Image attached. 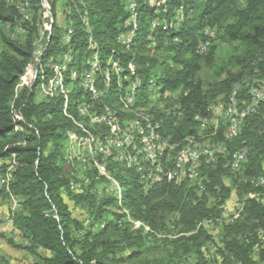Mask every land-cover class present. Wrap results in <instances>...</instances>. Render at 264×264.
Listing matches in <instances>:
<instances>
[{
  "label": "trees",
  "instance_id": "obj_1",
  "mask_svg": "<svg viewBox=\"0 0 264 264\" xmlns=\"http://www.w3.org/2000/svg\"><path fill=\"white\" fill-rule=\"evenodd\" d=\"M59 1L64 4L63 16L67 22L61 36L56 13ZM135 1L138 3L140 21L138 34L130 48L126 49L119 37L122 31H131V27H125L129 16L125 3L120 0H30L32 23L25 22L24 39L14 35L21 20L17 4L0 0V161L6 162L3 165L5 173L8 167L14 168L8 172L10 179L0 189V195L22 200L13 217L15 230L22 233L29 249L48 252V255L38 257L29 264H120L118 255L126 247L124 242L127 236L118 229V221L123 215L116 212L113 216L117 222L106 225L96 233L89 232L83 241H79L72 230L73 226L79 228V222L73 218L65 196L75 204L88 202L91 189L98 182L91 181L82 192L74 190L72 176L65 171L66 140L68 142L69 136L79 137L80 140L87 138L84 128L94 131L92 117H84L79 110L81 100L90 99V94L87 96V91L81 86L83 72L96 65L99 67L100 87L109 83L117 85V75L112 71L110 73V70L112 65L118 64L143 81V91L153 80L150 68L146 70L144 65L149 60L150 67L157 68L161 63L165 70L159 81H155L166 92H175L181 87L180 98L173 95L169 100L173 103L170 109H175L181 115L173 116V111L169 116L163 115L162 124V116L155 118V121H159L160 135L169 137L178 149L186 144L189 136L197 134L196 126L201 127L202 120L209 121L208 108L214 99L221 95L228 96L237 82L255 70L264 78V0H160L155 16L153 11L157 0ZM84 2L89 4L88 8L84 7ZM44 6L51 11L54 19L51 39L41 57L35 78L37 83L18 90L20 78L34 62L39 11ZM180 9L185 14L184 22L169 28V20L175 18ZM71 20L73 22L68 25ZM211 27H214V36L209 39L211 44L208 51L197 54L195 51L200 42L208 38L206 30L205 33L203 30L207 28L212 31ZM154 33L157 39L155 53L158 56L145 52L148 39L155 37ZM64 35H68L69 40H65ZM177 36L180 41L175 43L173 38ZM225 43L231 44L232 49L220 62H216L217 48ZM66 54L72 57L66 83L72 85L73 91L64 113L66 100L62 96L43 100L36 98L40 85L53 75L48 64L61 61ZM54 57L56 61H53ZM109 57L112 58V65ZM203 69L209 70L213 81L203 79L200 75ZM73 71H77L76 76ZM106 73L110 74L106 76ZM101 102H105V99L96 104L98 113L104 108ZM225 131L226 126L223 132L227 148L224 160L227 162L239 147L246 145L242 147L249 150L247 164L242 166L244 176L260 178L264 172V103L257 113L247 116L240 135L227 140ZM184 133L189 136L180 141ZM204 137L210 139L205 133ZM106 167L104 175L109 177L111 172L120 182L122 193L125 191L124 204L133 218L155 230L165 225L168 215L177 216L176 227L180 233L187 235L165 242L164 245H170L173 250L171 255L179 251H193L198 257L197 264H210L203 246L211 237L199 225L215 210L208 204L207 189L215 193V187L220 186L223 197L229 195L230 189L222 180L230 173L228 167L220 163L213 170L210 167L201 171V176L210 175L212 179L208 186L203 183L202 193L188 188L184 184L188 182H183L182 176L167 182L162 175L146 190L137 172L127 169L121 162H109ZM164 171H167L166 166ZM117 202V198H112L105 200L103 205L111 207ZM248 203L247 222L229 231L237 233L241 229L243 236L226 238L224 250L227 258L230 260V257H234L237 264H264V239L256 237L255 233L245 234L247 229H264V202L253 198ZM100 211L103 212L102 209ZM96 217H101V213ZM138 241L142 240L138 238L127 245L132 246ZM143 245L144 242L139 243L140 247ZM140 253L132 251L129 258L137 259ZM163 261L156 264H167ZM0 264L10 263L0 258Z\"/></svg>",
  "mask_w": 264,
  "mask_h": 264
},
{
  "label": "rangeland",
  "instance_id": "obj_2",
  "mask_svg": "<svg viewBox=\"0 0 264 264\" xmlns=\"http://www.w3.org/2000/svg\"><path fill=\"white\" fill-rule=\"evenodd\" d=\"M84 7L88 8L89 4L87 2H84ZM64 10H65L64 4L61 1H59L57 4L56 13L58 20L57 25H59L61 29V31L59 30L58 32L60 36L64 33L65 27L67 25V22L65 21V18L63 16ZM80 12L82 11H79V13ZM49 19L50 18L46 20L45 22L46 25H48L47 22H50ZM71 22L73 21L72 20L69 21L68 25H70ZM41 23L42 22L38 23L36 41H38L39 32L41 31ZM206 29L203 30L204 33ZM21 33L22 32H18L16 28V33H14V35H16L18 38L22 35ZM153 35H155V33ZM47 37L48 36H45L44 38L45 44L47 41ZM135 44L136 43L134 42L133 45ZM156 45H157V39L155 35V37L153 36L152 39H148V43L146 44L147 49H145V52L150 56H158V54L155 53ZM230 49H232L231 44L229 43L220 44L217 48L216 62H220L223 56H225L226 53L230 51ZM138 61L139 60L137 59V62ZM160 64L157 68H155V66L150 67L151 62L148 60L143 68H145L146 70H149L150 68V73L153 76V79L159 81V77L164 73L165 70L164 69L165 67H163V65L161 66ZM38 67L39 65L35 60L33 64L28 68V70L25 71L24 75H22V77L20 78L19 84L17 86L18 90L22 89V78L23 76H27V74L31 75L33 73L34 75V80L31 82V87L35 83H37L36 82L37 79H35V77L37 76V72L39 71ZM104 71L107 72V69L104 68ZM257 72L258 71L255 70L252 73H250L251 75L247 74V76L244 79H242V81H240L242 82L241 86L243 87L241 89L242 93L240 94L243 95L244 97L249 96L248 92L253 88V84L257 82V79L259 78L264 79L260 77V75L257 74ZM74 75L75 76L77 75V71L74 72ZM200 75L203 76V79L206 80L207 82L213 81L211 80L212 78H210L211 74L209 70L203 69ZM237 83L233 86V89L235 88ZM148 85L147 88L145 89L143 88V92L146 95L145 97L149 95ZM41 88L42 86L40 85L39 89L37 90V98H36L37 100H43L44 96L40 95L43 94ZM159 91L165 95H168L169 93L163 91V87L159 90H156L154 93ZM175 92H176V97L179 96L180 98V95L182 93L181 87L177 89ZM229 95L218 96L216 99L212 101L209 107L210 109L208 108L210 112L214 111V113L213 114L210 113L212 115L209 116V118L212 119V123L208 125L206 128L203 127V124L201 127L197 125L195 129L196 130L195 132H197V134L200 133L201 131L203 132V134L205 133L210 137V139L205 137L203 138L216 141L217 143L220 142L225 143L223 138V132L227 124L226 122L227 116L225 112L220 114V112L216 109V105H218L219 103H225ZM168 103L169 104L167 103L165 104L164 102L163 104L157 105L159 106L157 109V113H158L157 115L163 112V114L166 116L167 111L173 112V109H170L173 107V103L170 101ZM68 104L69 103H66L64 107V113L67 111ZM126 118L125 119L127 122H131L133 120L132 117L129 115V113L126 114ZM129 118L131 119L129 120ZM163 120L164 117L162 115V117L160 118L161 124ZM126 121L124 120V122L128 124ZM85 130L88 132L90 131V129L84 128V133L86 132ZM197 134L194 136H197ZM79 136H81V134ZM171 136L173 138V135ZM187 136H189V134L184 133V136L180 139V141L184 140ZM78 138L79 137L73 138L72 136H69L68 142L66 140L64 145V150H65L64 155L66 158L65 171H67V173L72 176V180H71L72 187L74 190H78L82 192V190H85V186H88L91 181H98V182H96V184L92 187L91 198L88 200V202L75 204L72 199L65 196V200L69 204L73 218L79 222V228H76L74 226L72 228L75 237L79 241H83L85 235L88 234L89 232L96 233L100 229H103L106 225L117 222L114 221L115 219L113 216L114 212H116L118 214L123 215L122 219L118 221V229L122 232V235L127 236V239L124 242V244H126L125 250L120 251L118 255V258L121 260L120 264H156L158 261L162 262V260H164L163 262L167 264H197L198 257L193 253V251H188V252L179 251V253H177L176 255H171L173 254V250H171V246L164 245L166 241L169 242L177 238H180L184 235H187L184 233H180L179 228L176 227L175 221L177 216L168 215L165 219L166 220L165 225L155 230L150 229L143 222L133 218L132 215H130L129 210L126 209L125 207L124 200L126 194L125 191H123L122 193V190L119 186L120 182L109 171H108L110 174L109 177L104 175L107 172L106 171L107 169L105 168H107L106 166L109 164V162H114L117 160H113V159H112L113 161L108 160L111 158H108L107 155H103L102 157L99 156V154L94 153V155L92 156L91 154L86 153L80 147L82 146L83 139L80 140V138L79 139ZM212 138H214L215 140H213ZM67 143H68V148L66 146ZM104 146H108V144H104ZM243 146L246 145H242L236 151L240 150ZM118 152L127 155L126 150H122L121 148H118ZM233 156L231 159H233ZM224 157L225 156L222 157L219 156L216 168L220 165V163L223 164L224 167L229 168L230 173L224 176L222 179L224 185L230 189L229 195L223 197L222 195L223 191L220 189V186L215 187L216 189L215 193L212 192L210 193L207 189V192L209 194L208 204L210 207H213V209L215 210L211 217L205 219L199 225L201 228H204L211 237V239L207 241L203 246V252L205 253V257L210 264H237L235 262L234 257L233 258L230 257V260L229 258H227V253L224 250V240L226 238L243 236L242 234L243 231L241 229L237 233H232L229 231L232 229L236 230L238 227H240L239 226L240 224L243 225L245 222H247L246 208L249 204L248 201L250 199L255 198L256 200H260V202H264V172L262 175H260V178L257 177H253V179L247 178L244 176V171L242 168L244 164L240 167L239 171H235L232 168V164H233L232 162L234 159L233 160L229 159L226 162L224 160ZM7 163L13 164L12 162L10 163L7 162ZM245 163L247 164V162ZM4 164H6V162L0 161V189L4 184L8 183L7 182V180L9 179L8 172L14 169L13 167L11 168L8 167L6 174L4 172L5 171V168L3 166ZM184 175L185 174H181L182 180H184L183 182H185V180L188 182L187 184L186 183L184 184L188 188H194L196 191H199L200 193L203 192L202 191L203 183L206 184V186H208L212 182L210 175L207 177V179L199 178L198 175L196 176V178L193 179H191L190 177L185 178ZM150 186L151 185L146 186L145 189L148 190ZM112 198L118 199V202L115 204V206L109 207L107 205H103V202L105 200ZM21 201L22 200L19 198L14 197L12 199H9L3 195H0V258L6 259L10 264H29L34 262L36 259H38V257L48 255V252L41 249L37 251H32L31 249H29L28 248L29 244L25 240V238H23L22 233L14 230L13 217L15 211L19 208ZM101 209L103 210V212L100 211ZM99 213H101V217H96V215ZM249 232H251L250 235H253V233H255L256 237L260 239H264L263 228L258 227L253 231H249L247 229L245 234H248ZM138 238H140L142 241H138L136 244H133L132 246L127 245L130 242L132 243L133 240ZM140 242H144V245L142 247L139 246ZM132 251L141 252L139 258L131 260L129 258V255L131 254Z\"/></svg>",
  "mask_w": 264,
  "mask_h": 264
},
{
  "label": "bare ground",
  "instance_id": "obj_3",
  "mask_svg": "<svg viewBox=\"0 0 264 264\" xmlns=\"http://www.w3.org/2000/svg\"><path fill=\"white\" fill-rule=\"evenodd\" d=\"M6 1L9 3H16L18 8L20 9L19 11H21V18H20L21 20L20 23L16 26V28L18 32H22V24L25 25V22L32 21V15H31L32 3L30 2V0H17V1L6 0ZM129 2L132 6H134L133 15L130 16L131 25H129V19H128L125 22L126 25L125 27H131V31L129 32L122 31L119 37L120 41L121 38L124 39V44L126 45V49L130 48V45L134 40V37L136 36V34H138V21H139L137 1L129 0ZM39 13H40L39 16L40 22H42L41 31L44 26V18L45 21L48 18H50L49 19L50 22H47L48 25H45V29H44V38L45 36H48L46 44L44 43L43 45V36L41 34V31L39 32L38 41H36L37 48L36 50L34 49L35 50L34 61L36 60L38 65L41 63V57L43 56L44 52L47 49V46L51 39L52 29L54 25V19L52 13L46 6L40 9ZM176 17H177V26H180V24L184 22V18H185V14L182 9L177 11ZM71 32L72 31L70 30L69 33ZM206 35L208 36V38L205 41L200 42V44L198 45L197 51H200L198 54H204L208 51V48L211 44L209 39L213 38L214 32H212L210 29H206ZM68 37H69L68 35L65 36V40H69ZM42 45L43 47L41 48ZM60 57L62 58V56ZM71 60H72L71 55L66 54L61 61L50 63V68L53 71V75H56L57 79H52V75H51L49 76L47 82L42 85L41 89H42V93L44 94L43 99H46L48 97L51 98L56 96H62L67 103V100L69 98V95L72 93V88H73L71 84L66 83V79H67L66 73L68 72V65L71 62ZM122 69L128 71L125 67L119 66L118 64L112 65L110 73L112 71L117 75V85L116 84L112 85L113 83L112 84L109 83V84H105L103 87L102 86L100 87L98 85V79H99L98 66H91L90 69L83 72L84 76L82 78L81 86L85 88L84 91L86 90L87 86H89L88 93L90 94V99L81 100V105H80L81 108L79 110L81 111L82 115L84 116L90 115V117H92V122H94V126H93L94 131L91 129L89 132L85 130L87 132V133L85 132L87 138H84L82 140L83 143L82 146H80L81 149L84 150L86 153L91 154L92 156L94 155V153L99 154V156L102 157L103 155H107L108 158L121 162L127 169L135 170L139 175L140 183L145 188L148 185L152 186L153 184L158 182V180L162 175L165 176L167 179V171H164V168L166 166V158L162 145H167V139H168L170 143V150L168 152V164H170V168L168 169L169 171L168 181L181 177V174H185L184 176L186 178L190 177L191 179L196 178L197 175L200 176V178L202 179L204 178L207 179V175L204 174L203 176H201L200 172L210 167L212 168V170L215 169L219 156L222 157L225 155V153H221L220 155H218V151H226L227 148L225 144L221 142L217 143L216 141L208 140L209 138L208 139L203 138L204 134L203 132L200 131V133H198L197 136H191L187 138L186 144L182 148L178 149L175 144L173 145L171 143L169 137L160 135L158 131L159 123L155 121V118L164 115L163 112L157 115L158 113L156 112L157 111L156 108L159 107L157 105L163 104L164 102L166 104L167 101L173 98V95H169V93L168 95H165L162 94L160 91L154 93L156 90L161 89L162 85L160 86L158 82H156L153 79L149 82L148 85L149 95L145 97L146 95L141 89L143 81L140 78L136 79L134 77L133 72H130V70H129L130 73H128V72H122ZM110 73H106V76L107 74ZM130 74L132 78V93L129 100V94H124L123 89H124V82H128V80H130ZM241 84L242 82H238L235 88L233 89L231 95H229L228 100L225 101V103H220L223 104V113L225 112L227 116V117L225 116L227 118L226 121L227 125L225 131V138L227 140H232L233 138L240 135L244 124L242 123V121L244 120L245 122L247 116L257 113L260 105L264 103V97H263L261 103L252 104L253 96L254 94H256L257 87H264V79H260V78L257 79V82L253 84V88L248 92L249 96L246 97L240 94L242 93L241 89L243 88ZM112 89L113 91H111ZM103 98L105 99V102H101V103L102 106H104V108L99 113V115L103 116L106 119H98L95 114H89V112L82 110V108H89V107L93 110H96V104L100 103L101 99ZM216 107H218V105H216ZM173 111H175V109ZM128 113L133 119L131 122L126 121V119H128L126 118V114ZM170 113L172 114V112L167 111L166 116H169ZM213 113L214 111H212V114ZM175 115H177L176 117H179L181 114L180 112L177 113L175 111L173 113V116ZM130 119L131 118H129V120ZM124 120L128 124H126ZM201 123L203 124V127H206L212 123V119L210 118L209 121L208 119L202 120ZM229 127L230 129H232L230 134H229ZM148 129H149V145L151 146V154L149 152V149L144 144L143 131H148ZM121 132L124 135V137L127 138L129 144L123 143V138H121L119 135ZM104 144H108V146H104ZM189 144L192 145V148H190ZM118 148H121L122 150H126L127 155L123 153H119ZM248 151H249L248 148H241L240 150L235 152L233 156L234 160L231 159L233 160L232 168L235 171L237 169H240V167L245 162H247ZM188 155H193L195 161L186 164V169H185V161H187ZM9 179L7 181H9Z\"/></svg>",
  "mask_w": 264,
  "mask_h": 264
},
{
  "label": "built area",
  "instance_id": "obj_4",
  "mask_svg": "<svg viewBox=\"0 0 264 264\" xmlns=\"http://www.w3.org/2000/svg\"><path fill=\"white\" fill-rule=\"evenodd\" d=\"M120 1L124 2L125 5H126V10L128 12L127 16H129V25H131L130 16L133 15L134 6H132L130 4L129 0H120ZM46 5H47V1H46ZM159 6H160V0H157L156 8L153 11V15L154 16H155V11L158 10ZM45 22L46 21H45V18H44V26H43V29L41 31V34L43 36V45H44V29H45V25H46ZM171 26H177V17L173 18L172 20H169V28H171ZM25 29H26L25 25L22 24V33H21L22 35H21V37H23V39H24ZM211 29H212V32H213L214 27H211ZM178 41H179V37L174 38V42H178ZM121 42L123 44L124 43V39L121 38ZM61 43H62V41H61ZM43 45L41 46V48L43 47ZM60 49H61V44H60ZM195 52L198 54L200 51H195ZM109 60H110V64L112 65L113 64L112 58L109 57ZM53 61H56L55 57L53 58ZM49 67H50V64H49ZM122 72L130 73L129 71H125L123 69H122ZM52 79H57L56 75H52ZM33 80H34L33 73L31 75L27 74V76H23V78H22V88L31 87V82ZM89 83H90V81H89ZM88 89H89V86H87V88H86L87 96H88ZM123 92H124V94H129V100H130V96H131V93H132V78H131V74H130V80H128V82H124ZM168 92H169V95H176V92H172V90L168 91ZM40 95L42 96L44 94H40ZM263 97H264V87H257L256 94H254V96H253L252 104L253 103H261V100L263 99ZM216 109H218L220 114H222L223 113V104L219 103L218 107H216ZM82 110L89 112V114H95L98 119H106L103 116L99 115V113L96 112V110H93L90 107L89 108H82ZM208 118H209V114H208ZM242 123H244V120L242 121ZM231 131H232V129H230V127H229V134L231 133ZM143 134H144V144L149 149V152L151 154V146L149 145V129H148V131H143ZM119 135H120L121 138H123V143L124 144H129L127 138L124 137L122 132ZM189 145H190V148H192V145L191 144H189ZM66 146L68 148V143H67ZM162 148H163V150L165 152L166 168H167V180L166 181L168 182V175H169V171H168V152L170 150V143H169L168 139H167V145H162ZM221 153H226V151H218V155H220ZM14 157H15V155H14ZM192 161H195V159L193 158V155H188L187 156V161L185 162V169H186V164L192 163ZM236 171H239V169H237ZM134 172H135V170H134ZM199 178H200V176H199ZM14 230H15V227H14Z\"/></svg>",
  "mask_w": 264,
  "mask_h": 264
},
{
  "label": "clouds",
  "instance_id": "obj_5",
  "mask_svg": "<svg viewBox=\"0 0 264 264\" xmlns=\"http://www.w3.org/2000/svg\"><path fill=\"white\" fill-rule=\"evenodd\" d=\"M169 1H170V0H169ZM177 37H179V36H177ZM174 38H175V37H174ZM174 38H173V41H174ZM179 39H180V37H179ZM179 41H180V40H179ZM179 41H178V42H179ZM175 43H176V42H175ZM155 51H156V50H155Z\"/></svg>",
  "mask_w": 264,
  "mask_h": 264
}]
</instances>
